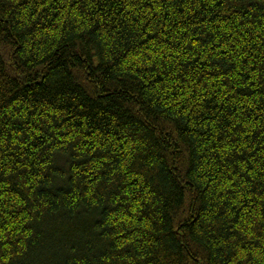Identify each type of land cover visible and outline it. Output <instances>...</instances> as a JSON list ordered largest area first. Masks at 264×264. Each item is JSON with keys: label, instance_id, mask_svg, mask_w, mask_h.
Instances as JSON below:
<instances>
[{"label": "trees", "instance_id": "1", "mask_svg": "<svg viewBox=\"0 0 264 264\" xmlns=\"http://www.w3.org/2000/svg\"><path fill=\"white\" fill-rule=\"evenodd\" d=\"M0 264H264V0H0Z\"/></svg>", "mask_w": 264, "mask_h": 264}]
</instances>
